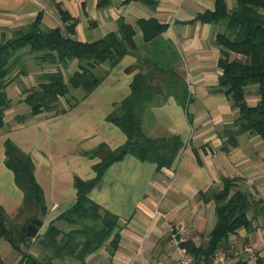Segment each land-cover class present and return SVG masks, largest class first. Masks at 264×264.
Returning <instances> with one entry per match:
<instances>
[{
    "label": "crops",
    "instance_id": "0c3cea01",
    "mask_svg": "<svg viewBox=\"0 0 264 264\" xmlns=\"http://www.w3.org/2000/svg\"><path fill=\"white\" fill-rule=\"evenodd\" d=\"M123 1L110 0L99 6L98 0H0V44L40 12L43 29L60 26L65 30L58 3L77 19L73 36L84 41L118 30L120 17L134 26L139 18L150 17L168 23L156 43L167 44L166 49L146 44L142 29L137 28L138 48L115 65L101 63L98 70L106 73L93 91L84 95L80 88L72 89L74 96L81 97L77 104L70 107L69 96L62 95V111H44L23 122L16 116L31 110L25 101L26 90L39 87V75L60 68L67 80L79 69V60L73 58L65 65L40 62L28 48L19 51L22 57L15 62L6 86L12 104L5 110V125L0 129V204L13 217L24 200V191L5 162V140L10 138L32 157L35 176L44 192L47 209L36 237L51 222L63 232L70 230L72 225L58 216L76 201V176L89 179L96 174L94 164L100 157L88 151L103 142L116 148L127 139L108 115L131 92V82L140 70L134 67L138 56L164 53V61L188 85L187 104L183 106L169 95L150 107L143 126L150 135L179 134L183 145L170 166L159 169L157 163L128 153L106 169L89 196L119 216L120 239L113 254L107 241L87 257V264H176L173 234L178 232L196 244L206 243L216 223L214 199L203 198L201 192L210 194L222 188L224 179L230 177L236 179V188L264 200V139L257 133L243 132L231 137L234 144L225 132L226 128H238L234 121L239 109L233 98L219 89L223 70L218 65L221 47L216 36L224 26L195 19L199 13L213 10L216 0H157L154 7L141 1ZM226 3L232 8L236 0ZM246 90L247 102L256 104L260 98L257 84L247 85ZM248 216L254 230L239 228L221 245L229 249L251 246L252 252L245 251L240 258L249 264H264V208L250 209ZM6 243L20 258L19 251L0 239V246Z\"/></svg>",
    "mask_w": 264,
    "mask_h": 264
},
{
    "label": "trees",
    "instance_id": "16d2710c",
    "mask_svg": "<svg viewBox=\"0 0 264 264\" xmlns=\"http://www.w3.org/2000/svg\"><path fill=\"white\" fill-rule=\"evenodd\" d=\"M131 1L145 2L153 7L157 4V0L123 2ZM109 2L98 0V5L104 6ZM57 7L65 30L60 26L43 29V14L40 12L30 24L15 30L11 38L0 44V129L5 125V110L12 104L6 92L9 74L15 62L21 59L19 51L23 48H28L40 62H60L65 65L69 60L77 58L79 69L67 80L60 68L40 74L39 87L26 90L25 101L31 110L18 114L16 120L19 122L44 111H62L64 108L59 106L62 95L69 96L70 107L77 104L81 97L74 96L72 89L80 88L87 95L105 76L106 71L101 73L98 70L101 63L112 66L126 53L135 52L138 48L135 40L137 28L142 29V39L146 44L155 43V49H166L167 44L164 46V43H156L168 28V23L156 17L139 18L136 26L120 17L118 30L110 31L96 40L84 41L73 36L77 19L62 8L60 3ZM195 19L222 23L224 26V30L216 36V42L221 47L218 65L223 70L219 78V89L232 97L239 109V116L234 121L238 128H226V134L231 139L238 133L250 132L264 139V0H236L232 8L227 6L226 0H216L213 10H205ZM165 55L138 56L134 67H140V70L131 82V92L108 115V119L126 133L127 139L116 148L103 142L88 151L92 156L100 157L94 164L96 174L89 179L76 176V201L58 216L68 221L72 228L63 232L51 222L41 239V244L50 252L42 257L29 251L32 240L26 242V231L33 218L46 213L44 192L35 176V164L30 154L12 139L5 140V162L13 170L17 185L24 191L23 204L13 217L0 204V239L7 240L20 252L16 264H59L55 258L68 256L77 260L76 264H87V257L106 245L107 241L110 253L116 251L120 239L119 216L103 208L89 196V192L101 181L106 169L128 153L141 160L157 163L159 169L172 165L179 153L183 145L179 134L150 135L143 126L150 107L162 103L169 95H174L181 105L187 104L188 85L182 75L164 61L162 56ZM249 84H257L260 96L254 105L246 99V87ZM231 141L235 144L234 139ZM200 194L205 199H214L216 223L206 243L196 244L192 240H185L182 244L193 252L197 261L209 263L211 256L230 233L242 227L254 230L248 211L257 206L264 208V200H256L248 191L236 188V179L230 177L224 179L222 188L214 189L210 194ZM235 264L249 262L240 258Z\"/></svg>",
    "mask_w": 264,
    "mask_h": 264
},
{
    "label": "built area",
    "instance_id": "2783aa9c",
    "mask_svg": "<svg viewBox=\"0 0 264 264\" xmlns=\"http://www.w3.org/2000/svg\"><path fill=\"white\" fill-rule=\"evenodd\" d=\"M186 239L179 235L178 232L173 234L172 245L178 252V259L176 264H235L243 252H252L251 246H244L243 248L232 247L231 249L220 246L210 258V262L197 261L193 252L182 244Z\"/></svg>",
    "mask_w": 264,
    "mask_h": 264
},
{
    "label": "rangeland",
    "instance_id": "374dc122",
    "mask_svg": "<svg viewBox=\"0 0 264 264\" xmlns=\"http://www.w3.org/2000/svg\"><path fill=\"white\" fill-rule=\"evenodd\" d=\"M43 217L44 215L40 214L39 218L42 219L43 221ZM43 225V224H42ZM40 225L38 227V231L40 229V227L42 226ZM43 231V230H41ZM45 231L41 232L40 235H38L35 239V243H32V245L29 247V251L36 254L37 256H44L45 254L49 253L50 251L48 249H46L42 244H41V239H42V235ZM9 245H3L0 246V264H16L18 262V255H13L11 253V249L10 247H8ZM12 248V247H11ZM25 248V247H24ZM55 261L59 264H76L77 260L71 258V257H65L63 259L60 258H56Z\"/></svg>",
    "mask_w": 264,
    "mask_h": 264
},
{
    "label": "water",
    "instance_id": "95a60500",
    "mask_svg": "<svg viewBox=\"0 0 264 264\" xmlns=\"http://www.w3.org/2000/svg\"><path fill=\"white\" fill-rule=\"evenodd\" d=\"M42 224L43 221L39 217L33 218L32 222L28 224L26 231L27 243H30L31 239L38 234V227Z\"/></svg>",
    "mask_w": 264,
    "mask_h": 264
}]
</instances>
